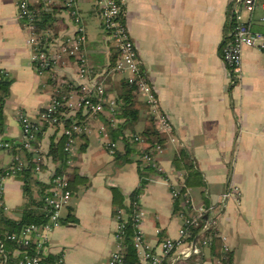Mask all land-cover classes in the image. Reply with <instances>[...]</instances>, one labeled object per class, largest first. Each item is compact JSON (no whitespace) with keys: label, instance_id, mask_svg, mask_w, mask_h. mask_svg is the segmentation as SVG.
Instances as JSON below:
<instances>
[{"label":"crops","instance_id":"obj_1","mask_svg":"<svg viewBox=\"0 0 264 264\" xmlns=\"http://www.w3.org/2000/svg\"><path fill=\"white\" fill-rule=\"evenodd\" d=\"M40 2L46 9L55 10L52 52L60 41L75 34L76 28L63 0H36L34 4ZM123 3L124 21L136 43L143 71L155 90L160 112L173 125V132L165 134L166 147L155 154L159 173L150 176L140 194L144 212L141 229L147 241L158 248L162 241L179 236L182 222L174 212L170 182L179 176V185H184L185 173L174 167L173 160L185 149L205 182L203 187L187 190L186 201L191 207L188 214L204 211L208 204L215 216L212 226L232 253L234 264H264V55L245 48L241 74L233 85L220 53L225 32L239 9L237 0ZM76 5L87 37L84 53L95 78L113 95L123 77L108 71L118 53L103 29L98 1L76 0ZM260 18L261 13L246 18L242 13V21L256 31H264ZM27 39L28 30L18 18L17 0H0V72L12 80L1 136L15 146L22 139L17 112L38 120L54 96L49 77L56 83L64 80L76 86L83 84L74 61L68 59L49 74L39 76ZM147 120L148 114L143 112L137 132L144 131ZM87 122L86 137L77 140L79 150L72 167L73 198L41 251L45 258H62L66 264H108L117 249L114 210L120 201L115 205L112 188L119 189L129 205L131 194L140 187L137 163L116 167L107 150L108 140L101 133L102 123L90 118ZM60 138L62 129L50 128L42 135L41 181L49 182L59 166L49 153ZM12 162V153L0 150V169ZM5 188L6 215L19 220L25 203L22 183L11 178ZM73 218L76 222H71ZM173 258L174 264L219 262L212 260L208 249L202 257Z\"/></svg>","mask_w":264,"mask_h":264},{"label":"built area","instance_id":"obj_2","mask_svg":"<svg viewBox=\"0 0 264 264\" xmlns=\"http://www.w3.org/2000/svg\"><path fill=\"white\" fill-rule=\"evenodd\" d=\"M68 15L71 18L76 33L69 36L58 43L56 49L51 52L53 44H44L43 40L52 35V29H48L44 34H40L37 27L36 12L33 9L36 0H17L18 18L25 21V28L28 30L27 44L32 52L33 68L39 76H43L45 68L53 69L65 64L66 59L74 61L77 67V76L83 82L80 91L66 92L69 87H73L69 82L64 80L57 83L55 94L49 105L43 109L38 120L34 121L25 112H17V121L22 129V147L31 154H34L38 162L43 161L39 146L36 144V132L39 126L45 123L56 124L61 118L74 116L77 112L83 111L88 115V119H96L98 115L103 114L111 116L112 124H118L115 119L118 102L114 96L107 93L106 86L95 78V71L91 67L89 60L84 53V47L87 41L86 32L81 24L80 15L77 9L76 0H63ZM103 17V29L107 37L112 42L114 48L119 52V58L116 65L111 68L110 72L119 74L130 84L137 87L138 96L146 102L150 107V113L155 120L159 131L162 134H171L173 125L170 119L160 112L159 101L156 97L155 90L149 81L147 75L143 71V64L139 58L135 41L126 25L123 17V0H97ZM239 9L235 15V23L232 27L227 39H224L221 46V58L228 69V76L231 84H237L242 70L243 50L245 48L256 49L264 55V31H256L250 23L242 21V13L244 11L252 16L258 12L261 13V23L264 25V0H237ZM76 85H74L75 87ZM66 111V112H63ZM89 123L79 125L76 122L70 128L62 129L65 137L64 152L69 160V167L74 166V158L78 154V144L75 134H80L88 130ZM63 126V125H62ZM101 133L107 139L105 128L101 127ZM137 141H140L137 138ZM107 149L112 155L117 144L107 143ZM11 143L2 138L0 135V150H10ZM162 149H158L160 152ZM156 152V153H157ZM143 161L148 165L158 169L155 154L144 153ZM15 161L19 162L17 157ZM22 164L11 168V173L0 177V209L5 213L7 208L5 205V182L8 179L15 178V171L20 170ZM42 170L38 166L35 176L39 178ZM181 177L176 176L175 182H170L173 197H177L180 193L179 185ZM53 187L51 196L46 198V208L49 212V221L43 226L30 225L26 227L19 235H8L4 239L0 235V264H7L8 256L4 250V242H16L19 245L28 248L32 244H36L38 250H42L49 241L50 234L61 224L62 211L67 208L73 198V192L69 189L68 177L60 175L53 177ZM237 193V190H234ZM187 200V195L185 194ZM187 202V201H186ZM189 203V201L187 202ZM203 210H197L192 215H180L181 229L176 239H167L162 241L158 248H153L147 241L144 232L141 229L144 212L141 208L132 217L134 229L136 230L134 237V247L142 264H174V255L182 259H191L194 256L202 257L204 250L198 247L194 242H188L191 235V229L200 226L203 217ZM117 228L114 238L117 244L116 251L111 255L108 264H125L124 251L125 247L122 243L125 235V228L128 222L125 212L118 211ZM208 224V223H207ZM207 226L205 227V229ZM210 238L207 237L202 246L210 247ZM19 264H43L41 258L37 256H25L20 260ZM57 264H66L61 258ZM217 264H221L218 262Z\"/></svg>","mask_w":264,"mask_h":264},{"label":"trees","instance_id":"obj_3","mask_svg":"<svg viewBox=\"0 0 264 264\" xmlns=\"http://www.w3.org/2000/svg\"><path fill=\"white\" fill-rule=\"evenodd\" d=\"M33 9L36 12L37 21L36 27L40 34L48 29H52L55 24V10H48L44 7V4L41 2L38 5L33 6ZM124 10V7H123ZM25 23V21H22ZM235 20L230 28L225 32V39L228 38L229 33L234 26ZM56 37L51 35L44 38V44H53ZM112 59L110 65L113 68L116 65V62L119 58V52ZM52 66L49 69L45 68V74H49L52 71ZM54 90H56L57 83L51 77L48 79ZM73 87H69L65 90L66 92H78L80 87L75 86L73 83H70ZM12 80L7 76L5 72H0V135H2L5 115L4 108L7 100L10 96ZM107 93L110 91L107 89ZM55 94V92H54ZM111 94V93H110ZM114 98L118 102V108L116 110L115 119L119 122L116 125L112 124L111 116L100 114L97 116L103 127L105 128V133L107 135V140L110 144H117V146H122L121 149L118 147L115 149L112 154L114 158V163L116 167H123L130 163H137L138 165V174L140 178V187L135 190L130 196V204L127 205L124 203V198L121 196V192L117 188H112V193L115 198V205L119 201V205L114 210V214L117 217L118 211H124L127 217V224L125 228V235L123 237L122 243L125 247L124 251V263L125 264H142L140 258L137 255L136 249L134 247V237L136 230L134 229L132 217L137 212V209L140 208V194L145 189L149 183V178L152 174H158L156 168L148 166L143 161L144 153L156 154L158 149H164L167 144V137L165 134H162L155 120L150 113L149 105L144 102L137 94V87L135 84H130L127 80L122 79L119 86L115 89L113 94ZM66 112V111H63ZM146 112L148 114V120L146 127L143 132L139 133L136 131V127L141 120V114ZM88 115L84 114L83 111L77 112L74 116H67L61 118L59 123L50 124L45 123L42 126H39L36 132V144L39 146L42 135L50 128H55L57 131L64 128H70L74 122L79 125H86ZM63 125V126H62ZM86 137V132L75 134L76 140ZM139 138L140 141H137ZM11 143L10 151L13 155L12 164L5 168L0 169V177L6 176L8 173H11V168L22 164L20 170L15 171V179L22 183V191L25 199L24 206L22 208V215L19 220L10 218L6 213L0 209V235L4 239L8 235H19L22 231L30 225H39L43 226L49 221V212L46 208V198L51 196V189L53 187L52 180L53 177L66 175L68 177L69 189L71 188V177L75 175V170H73L68 165V156L64 152L65 137L62 134V138L59 139L58 144L51 145L49 156H51L54 162L59 163V166L53 173L49 182H44L39 180L35 176L36 168L38 166L43 170L44 160L38 162L30 152H27L21 145L15 146ZM108 148V147H107ZM109 152V149H107ZM19 152H22L18 154ZM17 157L19 162L15 161L14 158ZM173 165L178 171L185 173L184 176V185L180 190V193L177 197H174V212L178 215H188L191 211L190 204L186 202L185 194L187 190L191 187H203L205 184L202 173L195 167L193 160L191 159L189 153L185 149H181L175 156L173 160ZM73 192V191H72ZM210 207L206 204V207L203 212V217L201 219L200 226L197 228H192L191 235L188 239V242L196 241L198 247H201L203 250L207 249L202 246L204 240L207 237L210 238V256L213 261H219L221 264H234V258L232 253L228 252L224 247V242L222 238L217 234L216 229L212 226L206 232L205 227L211 216ZM71 222H76V219H71ZM4 250L8 256L7 264H19L25 256H37L41 258L43 264H57L60 258L48 257L45 258L42 254V250H38L36 244H32L28 248H25L19 245L16 242L5 241ZM205 251V250H204ZM193 259V257L191 258Z\"/></svg>","mask_w":264,"mask_h":264},{"label":"water","instance_id":"obj_4","mask_svg":"<svg viewBox=\"0 0 264 264\" xmlns=\"http://www.w3.org/2000/svg\"><path fill=\"white\" fill-rule=\"evenodd\" d=\"M46 69H49V67H46ZM214 219H215V216H214L213 212H211V216L209 218V221H208V224H207V228L203 232H206L207 230H209L212 227ZM196 243L197 242L194 241L193 246H195Z\"/></svg>","mask_w":264,"mask_h":264},{"label":"rangeland","instance_id":"obj_5","mask_svg":"<svg viewBox=\"0 0 264 264\" xmlns=\"http://www.w3.org/2000/svg\"><path fill=\"white\" fill-rule=\"evenodd\" d=\"M239 7H240V6H239ZM243 13H244L245 18L248 17L249 14H247L246 11H244ZM258 14L260 15V12H258Z\"/></svg>","mask_w":264,"mask_h":264}]
</instances>
